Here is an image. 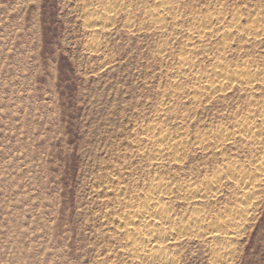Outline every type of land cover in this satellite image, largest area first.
<instances>
[{"label":"rangeland","instance_id":"obj_1","mask_svg":"<svg viewBox=\"0 0 264 264\" xmlns=\"http://www.w3.org/2000/svg\"><path fill=\"white\" fill-rule=\"evenodd\" d=\"M113 1L0 0V264H149L144 261L148 253L141 257L143 261L131 259L134 253L128 239L138 232L124 233L120 220L124 203L149 197L146 182L152 179L170 183L172 193L160 204L176 224L165 226L164 236L151 238L150 255L168 252L175 264H264V177L254 195L256 209L238 232L210 225L188 236L181 228L194 209L220 219L225 208L242 201L233 193L239 185L235 178L221 182L216 194L203 200L193 199L186 189L204 194L201 182L216 172L225 175L235 160L242 166L241 174L254 173L250 163L260 156L256 148L264 145L260 117L264 112V0H163L178 5L177 15H167L170 23L163 32L152 30L144 15L162 0H119L116 5ZM110 6L115 7L111 18L117 17L107 28L98 25L93 32L90 22ZM218 12L227 17L232 12L241 14L242 30L260 18L262 31L247 38L243 31L231 28L228 39L214 30L205 52L186 53L193 54L206 72L213 71L217 62L231 68L252 65L258 74L255 93L232 86L223 95L218 92L194 102L190 93L196 87L195 76L186 74L176 81L173 75L179 67L177 56L183 52L191 19ZM129 13L135 17L130 19ZM223 41L228 51L219 52L217 45ZM238 119L249 120L258 141L246 142L238 133L232 139L231 127ZM151 124L182 143L179 158L155 159L146 143L152 137ZM220 129L231 134V143H218ZM200 138L206 141L202 147L195 144ZM209 230L223 245L203 238ZM169 237L178 241H167ZM225 244L231 247L228 253L222 249Z\"/></svg>","mask_w":264,"mask_h":264},{"label":"bare ground","instance_id":"obj_2","mask_svg":"<svg viewBox=\"0 0 264 264\" xmlns=\"http://www.w3.org/2000/svg\"><path fill=\"white\" fill-rule=\"evenodd\" d=\"M159 1V0H157ZM161 1V0H160ZM97 2V1H96ZM117 2H119V0L117 1H113V5H116ZM175 2V1H174ZM98 3V2H97ZM156 3V2H155ZM157 5H155L156 7ZM114 7V6H113ZM112 6H110L109 8L107 7V9H105L103 11V13H101L100 11V14L99 12H97L99 15H97L96 17H94V19L90 22V27L89 28H93V32H94V28L97 27L99 25V28H100V25H102L103 27L105 26V28H107L106 26H108V24L110 25V22L112 20L115 19V17H117L116 15H113L115 16L114 18H111V12H114L112 11L113 9ZM152 7V6H151ZM149 7L147 11H143L145 12V18L148 19V21L150 22V26L153 29L157 30V31H164V28H166V24L170 23L169 21H166L168 18H167V15H171V16H174L173 14L177 15V10H178V5L176 7V4L171 5L167 2H164L162 0V2H160L159 6L158 7ZM115 8V7H114ZM118 8V7H117ZM146 9V8H145ZM114 10V9H113ZM118 10V9H117ZM116 12V10H115ZM142 12V13H144ZM121 13V12H120ZM133 13V12H131ZM130 14V13H129ZM118 15V14H117ZM131 15V16H130ZM128 16H130V19L131 17L134 18L132 16V14H130ZM229 15V14H228ZM93 16V15H92ZM126 16V17H128ZM168 16V17H169ZM170 16V17H171ZM254 16V15H253ZM144 17V16H143ZM178 17V16H177ZM225 16V14H223L222 12H218V13H214V15L212 14V16H209L207 18H203V19H195L194 21L191 19V23L187 26V30H186V34H187V39L186 41H184V46L182 47V50L183 52L181 51V53L179 54V56H177V64H178V69L177 71L175 72L174 77H184L186 74L188 75H192V76H195L196 78V87L195 88H192V96H190L192 98V101H196V100H202L201 98L202 97H206V98H210V97H215L214 95L217 94L218 92H224L226 89L228 90V88L232 87V86H236L240 89H247L248 91H252L254 89V80L255 78L258 76H256L257 73L253 72V68L251 67L252 65H244V66H238V67H234V68H231V67H228L225 65V63H221V62H217V66L213 69V71H209V72H206V70H201V68H199V65L196 63V61L194 60L195 59V56L193 54H187L186 52L187 51H191V52H194L196 53V50L199 51H202V52H205L206 51V46L208 45L207 44V41L210 43L209 41V37L211 36L212 32L214 30H217L218 33L220 32L221 34H223V36L225 38H228L227 36H231L232 35V32H231V28H235L236 31L237 29L239 31H243L247 36H256L258 34V32H260L261 30V25H260V18L254 20L252 18V21L254 23V26H253V23L250 24L252 26L248 27L247 25V29L244 28V30H242V25L240 26L239 23H240V20L241 18V14L237 13V12H232V14L230 13V16L227 17ZM258 17V16H257ZM250 18V17H248ZM92 19V17H91ZM89 19V20H91ZM144 19V18H142ZM170 19V18H169ZM171 19L175 20V19H178V18H175L172 17ZM194 19V18H193ZM146 20V19H145ZM179 20V19H178ZM177 20V21H178ZM250 21V22H251ZM114 22V21H113ZM168 22V23H166ZM173 23V21H171ZM181 22V21H180ZM263 22V21H262ZM261 22V23H262ZM129 23V22H128ZM176 23V21H175ZM178 23V22H177ZM176 23V24H177ZM189 23V22H188ZM175 24V25H176ZM227 24V26H226ZM171 25V24H170ZM173 25V24H172ZM179 25V23H178ZM263 25V24H262ZM88 26V25H87ZM86 26V27H87ZM127 26V25H126ZM130 26V25H129ZM149 26V25H148ZM181 26V25H180ZM244 25V27H246ZM264 26V25H263ZM103 27L101 29H103ZM173 27V26H172ZM88 28V29H89ZM98 28V27H97ZM131 28V27H130ZM177 28V27H176ZM242 28V29H241ZM126 29V28H125ZM182 29V27H181ZM231 29V30H230ZM104 30V29H103ZM130 30V29H129ZM98 31V30H97ZM128 31V29H127ZM162 31V32H163ZM233 31V30H232ZM262 31V30H261ZM161 32V33H162ZM174 32V31H173ZM178 32V31H177ZM216 32V31H214ZM181 33V32H179ZM240 33V32H239ZM262 33V32H261ZM259 33V34H261ZM216 34V33H215ZM238 34V33H237ZM236 34V36H237ZM235 35V34H234ZM244 35V34H243ZM241 34V36H243ZM215 36V35H214ZM216 36H219V35H216ZM221 36V35H220ZM235 36V37H236ZM262 36V35H261ZM186 37V36H185ZM212 37V36H211ZM210 37V39H211ZM233 37V36H232ZM238 37V36H237ZM260 37V36H259ZM215 38V37H214ZM222 38V37H221ZM248 38V37H247ZM257 37H255L256 39ZM229 39V38H228ZM232 39V38H231ZM243 39V38H242ZM244 40V39H243ZM251 40V39H250ZM249 40V41H250ZM247 41V40H246ZM256 42V40H254ZM253 42V41H252ZM232 45V43H231ZM228 46V43H226L225 41H223L222 43L218 44L217 45V51H222L224 50L226 47ZM233 46V45H232ZM239 46V45H238ZM233 48V47H232ZM215 49V48H214ZM228 48H226L227 50ZM165 50V49H163ZM231 50V49H230ZM167 51V49H166ZM216 51V52H217ZM228 51V50H227ZM162 53H164L162 50H161ZM161 53V54H162ZM218 53V52H217ZM207 54V53H206ZM219 54V53H218ZM194 57H193V56ZM223 56H224V53H223ZM222 57V56H221ZM220 57V58H221ZM216 58V57H215ZM224 58V57H223ZM197 59V58H196ZM176 60V59H175ZM220 60V59H219ZM223 60H226V59H223ZM214 61V60H213ZM215 63V62H214ZM213 63V64H214ZM176 64V65H177ZM216 64V63H215ZM227 64V63H226ZM228 65V64H227ZM211 69V70H212ZM174 71V70H173ZM172 74V73H171ZM188 75H186L188 77ZM190 75V76H191ZM258 75V74H257ZM191 76V77H192ZM256 76V77H255ZM256 78V80H257ZM186 79H184L185 81ZM174 81V80H172ZM176 81H177V78H176ZM180 81V80H179ZM191 81L190 79L187 80V83ZM195 82V80L193 81V83ZM175 83V82H173ZM172 83V84H173ZM177 83V82H176ZM183 83H186V82H183ZM256 83V82H255ZM179 84V83H177ZM174 85V88L175 89H179V86L178 85ZM193 85V84H192ZM180 86H182L180 84ZM259 86V85H258ZM236 87H233V88H236ZM257 87V85H256ZM181 88V87H180ZM188 88V87H187ZM259 88V87H258ZM189 89H190V86H189ZM257 89V88H256ZM187 90V89H186ZM238 90V89H237ZM182 91V90H181ZM184 91V90H183ZM188 91V90H187ZM229 91V90H228ZM245 91V90H244ZM180 92V91H179ZM185 92V91H184ZM183 92V93H184ZM247 92V91H246ZM182 93V92H181ZM180 93V94H181ZM189 93V92H188ZM249 93V92H247ZM252 93L254 94L255 92L252 91ZM251 93V94H252ZM219 94V93H218ZM178 95V94H177ZM184 95V94H183ZM223 95V93L221 94ZM219 95V96H221ZM181 96V95H180ZM218 96V95H217ZM212 97V98H213ZM187 99V97H186ZM211 99V98H210ZM189 100V99H188ZM191 101V100H190ZM167 104V103H166ZM170 104V103H169ZM168 104V105H169ZM195 104V103H193ZM171 106V105H170ZM167 107V106H166ZM174 107V106H173ZM164 108V107H162ZM168 108V107H167ZM166 108V109H167ZM161 109V108H160ZM170 109V108H168ZM263 109H264V106H263ZM172 110V109H171ZM252 110V109H251ZM257 111V110H255ZM260 111V110H259ZM262 111V110H261ZM260 111V112H261ZM263 112V111H262ZM261 112V121H262V125H264V112L262 113ZM253 113V112H252ZM256 113V112H255ZM254 113V114H255ZM159 114V113H157ZM161 114V113H160ZM160 116H165V115H160ZM259 116V115H258ZM257 116V117H258ZM184 117V116H183ZM255 117V116H254ZM252 119V118H251ZM260 119V118H259ZM183 120V119H182ZM254 120V119H253ZM257 121V120H256ZM260 121V122H261ZM158 122V121H157ZM156 123V122H155ZM234 124H232L233 126L231 127L232 130H233V137L232 139L234 138L235 134L238 133V135H240L242 140L246 141V142H253L255 141V138H256V141H258L257 139L259 138L257 136V133L254 131L255 129H252L250 125L251 123H249V120H246V119H238L237 121L233 122ZM150 124V123H149ZM255 124V123H254ZM159 125V124H158ZM157 126V125H156ZM221 126V124H220ZM218 126V128L220 127ZM225 126V125H224ZM149 127V126H148ZM161 127V125H160ZM261 127V126H260ZM221 128V127H220ZM223 128V127H222ZM255 128V127H253ZM262 128V127H261ZM150 129V130H149ZM149 131L148 133H151L152 134V137H151V140H146V143L148 144V147L150 145V147L152 148V151L154 150L155 152V156L157 158V160H160L163 156L165 155H170L172 156L175 160L178 157L179 153H181V150H182V143L180 142H177L175 139V141L171 140L170 138V133L167 132L166 129H162L161 128H158V127H155L154 124H151V127H149ZM166 130V131H165ZM218 130V129H217ZM231 130V132H232ZM262 130V129H261ZM147 131V130H146ZM224 131V130H223ZM223 131L220 129L217 133L218 135V143L220 142H224L225 141H228L231 139L230 135L228 136V134L226 135L225 133H223ZM170 132V131H169ZM147 133V134H148ZM147 134H145L147 136ZM149 135V134H148ZM172 135V134H171ZM213 135V134H212ZM216 135V134H215ZM216 135V136H217ZM237 135V136H238ZM261 135V134H260ZM259 135V136H260ZM263 135V134H262ZM151 136V135H150ZM149 136V137H150ZM258 137V138H257ZM261 137V136H260ZM264 137V136H263ZM261 137V138H263ZM138 138H141L140 136ZM137 138V139H138ZM142 138L143 135H142ZM213 138V136H212ZM215 138V137H214ZM213 138V139H214ZM201 139V138H200ZM205 139V138H204ZM212 139V140H213ZM240 139V140H241ZM141 140V139H140ZM143 140V139H142ZM209 140V139H208ZM211 140V141H212ZM238 140V139H237ZM261 140V139H260ZM144 141V140H143ZM183 141H186V140H182ZM216 141V140H215ZM263 140H261L262 142ZM142 141H140L141 143ZM188 142V141H187ZM186 142V143H187ZM206 142V141H205ZM204 140H199L197 141V144L198 147H202L203 145H205L204 143ZM217 142V141H216ZM215 142V143H216ZM235 142V141H234ZM242 142V141H241ZM145 143V144H146ZM228 143H231L230 141H228ZM233 143V142H232ZM243 144L245 142H242ZM184 144V143H183ZM194 144V143H193ZM223 144V143H222ZM218 144L217 147H222L223 145ZM264 144V143H263ZM142 145V143H141ZM188 145V144H187ZM208 145V144H207ZM222 145V146H221ZM228 146V144H226ZM242 145V144H241ZM253 145V144H252ZM254 145H257L256 142ZM143 146V149L146 147ZM212 146V145H211ZM232 146V145H230ZM244 147V145H242ZM249 146V144H248ZM251 146V145H250ZM260 147L256 150H258L260 154V156L253 160V157H252V162L250 163L251 166H253V169H254V173H252L251 171L252 170H249L248 167L247 169L249 170L250 173H252L253 175H251L249 172L248 175H244V174H241V168L242 166H240L238 164V162H234L233 163H230L228 166H227V173H224L225 175L223 174H219V173H215L213 174V176L209 177L210 179H204L203 177V181L201 182V186L204 187L206 189V192L203 193H199V192H195V190L193 189H186L187 191V194H189L193 199H197V200H203L205 199L208 194L214 196V193L216 191V189H218L219 185L221 184V182L227 180L228 181V178H231L232 180H237L239 183L238 187H233L236 191H233V193H235L236 197L240 198L242 201H240L239 204H237L236 206H234V208L232 209H227L225 208L223 210V213L221 214V218L220 219H217L215 218L214 215H212L214 218H210L209 216H206V214L208 213H203L202 211L198 210V209H192L193 211L191 213H187L188 216H187V225H183L181 226L182 228V231L184 232V234H192V233H197L198 231L200 232V228L201 227H208L210 225H217V226H223L226 230H228L229 232L231 233H236L238 232L239 230H241V228L244 226L245 224V221H247V217L251 214V212L254 211V209H256L255 207L257 206L256 204V198L254 197L255 193L257 191H259V188H260V183L264 177V145H259ZM141 147V146H140ZM149 147V148H150ZM210 147V146H209ZM212 148V147H211ZM210 148V149H211ZM246 148V147H245ZM148 149V148H147ZM217 149V148H216ZM221 149V148H220ZM223 149H225L223 147ZM221 149V150H223ZM251 149V147H250ZM145 150V149H144ZM213 150V149H212ZM252 151L254 149H251ZM249 150V151H251ZM140 151V150H139ZM146 151V150H145ZM151 151V150H149ZM220 151V150H218ZM185 152V151H184ZM255 152V151H254ZM138 153V151H137ZM141 153V152H140ZM139 153V154H140ZM221 153V152H220ZM142 154V153H141ZM151 154V153H150ZM222 154V153H221ZM252 154V153H251ZM256 154V153H254ZM144 155V154H143ZM154 155V154H153ZM160 158V159H159ZM154 159V158H153ZM151 160V159H150ZM163 160V159H162ZM156 161V160H155ZM247 161V160H246ZM154 162V160H153ZM152 162V163H153ZM249 162V160H248ZM151 163V164H152ZM160 163V162H159ZM158 163V164H159ZM249 165V163H247ZM160 165V164H159ZM162 165V164H161ZM160 165V166H161ZM164 165V164H163ZM227 165V164H226ZM249 165V166H250ZM152 166V165H151ZM155 166V165H154ZM159 166V167H160ZM244 166V165H243ZM157 167V166H156ZM163 167V166H161ZM245 167V166H244ZM152 168V167H150ZM246 170V169H245ZM247 170V171H248ZM223 173V171L221 172ZM247 173V172H246ZM245 173V174H246ZM156 179V178H155ZM194 179V178H193ZM197 179V178H196ZM195 179V180H196ZM191 181H193L192 179H190ZM200 180V179H199ZM202 180V179H201ZM231 180V181H232ZM264 180V179H263ZM164 181V180H163ZM162 180H153L150 181L149 183L146 182V190L149 194V197L146 199V200H138V201H129L127 203H124V210L125 212L122 213V216H124L121 220H120V229L121 230H124V233L125 231H127L128 233L131 232V231H135V235H136V232H138V236L137 237H129L128 239V246H130L131 250L133 251L134 253V256L131 258V259H141V257H143L145 255V253H148V257H145L144 261L146 260L147 263L149 264H175L174 260L170 257H168V252H167V255H150L149 253L154 249V240L151 239L152 237H161V236H164V230L163 228L165 226H169V227H172L174 228V225L176 224L175 221L172 220V217H170L169 215V211L164 208L163 206L165 205H161L160 204V200L161 199H165V197H167L169 195V193H172V191L170 192V187L168 185H170V183L167 182L164 183ZM225 181V182H227ZM176 182V181H175ZM186 182V181H185ZM189 183H192L190 181H188ZM194 182V181H193ZM197 182V181H195ZM200 182V181H199ZM180 183V182H179ZM177 182V184H179ZM224 183V182H223ZM263 183V181H262ZM181 184H184V183H181ZM181 184H179L181 186ZM225 184V183H224ZM228 184V183H227ZM145 185V184H144ZM178 185V186H179ZM262 185V184H261ZM264 185V184H263ZM179 186V187H180ZM184 185L181 186V188L183 187ZM195 186V185H194ZM196 186H197V183H196ZM226 186V185H225ZM231 186V185H230ZM173 187V186H172ZM193 187V186H192ZM264 187V186H263ZM195 188V187H194ZM197 188V187H196ZM172 189V188H171ZM181 190V189H179ZM184 190V189H183ZM202 190V189H201ZM200 190V192H201ZM230 190V188H229ZM228 190V191H229ZM174 191H176L173 187V193ZM224 191V190H223ZM227 191V192H228ZM262 191V190H261ZM179 192V191H178ZM146 193V191H145ZM182 193V192H181ZM219 193V192H217ZM119 194H120V191H119ZM133 194V193H132ZM179 194V193H177ZM216 194V193H215ZM137 195V193H136ZM135 195V196H136ZM147 195V194H146ZM175 195V194H174ZM209 195V196H210ZM231 195V194H230ZM234 195V196H235ZM120 195H117L116 194V197H119ZM173 196V194H172ZM184 196V195H183ZM189 196V197H190ZM125 197V196H124ZM128 197V196H127ZM132 197V196H131ZM178 197H180L178 195ZM186 197V196H185ZM190 197V198H191ZM130 199V196L128 197ZM127 198V199H128ZM145 198V197H144ZM191 198V199H192ZM210 198V197H209ZM116 199H119V198H116ZM123 199V198H122ZM125 199V198H124ZM137 199V198H136ZM140 199V198H138ZM207 199V198H206ZM237 199V198H236ZM121 200V199H120ZM171 200V199H170ZM209 200V199H208ZM216 200V199H215ZM127 201V200H126ZM187 201V200H186ZM185 202V201H184ZM192 202V201H191ZM196 202V200H195ZM212 202V201H211ZM194 203V202H193ZM197 203V202H196ZM199 203V202H198ZM202 203V202H201ZM205 203V201H204ZM189 204V203H187ZM235 204V203H233ZM166 207V206H165ZM170 208V207H169ZM168 208V209H169ZM197 208V207H196ZM171 209V208H170ZM220 209V208H219ZM173 210V209H172ZM171 211V210H170ZM222 211V210H221ZM187 212V211H186ZM205 212V210H204ZM219 212V211H218ZM171 213V212H170ZM124 214V215H123ZM174 214V213H173ZM184 214V213H183ZM186 214V215H187ZM253 214V213H252ZM251 214V215H252ZM172 215V214H171ZM209 215V213H208ZM185 216V214H184ZM183 218V216H182ZM181 218V219H182ZM120 219V218H119ZM181 219L179 221H181ZM118 220V219H116ZM176 220V219H175ZM178 220V219H177ZM184 220V218H183ZM178 221V222H179ZM117 222V221H116ZM162 225V226H159L158 224ZM182 222V221H181ZM183 223V222H182ZM180 224V223H179ZM186 224V223H185ZM119 225V222L118 224ZM116 225V226H117ZM213 226V227H214ZM168 227V228H169ZM216 227V226H215ZM180 228V230H181ZM119 229V227H118ZM205 229V228H204ZM202 229V230H204ZM210 229V228H209ZM222 229V228H221ZM116 230V229H115ZM169 230V229H168ZM179 230V231H180ZM201 230V231H202ZM206 230V229H205ZM211 230V229H210ZM207 232V231H204V232H207V233H204L202 234L203 238L205 237V240L208 239L210 241V243H215L216 245H223V241H221V238H219L217 236V234L212 230ZM120 231V230H119ZM117 232V233H120V232ZM174 231V230H173ZM178 231V230H176ZM122 232V231H121ZM222 232V231H221ZM128 233H127V236H128ZM164 233V234H163ZM167 233V232H166ZM168 233L170 234V231H168ZM180 233V232H179ZM121 234V233H120ZM133 234V233H132ZM226 234V233H225ZM228 234V233H227ZM125 235V234H124ZM131 235V234H130ZM199 235V234H198ZM238 235V233H237ZM132 236V235H131ZM167 236V235H166ZM171 236V235H170ZM177 236H180V235H177ZM189 236V235H188ZM195 236V235H194ZM224 236V235H223ZM226 236V235H225ZM230 236V235H229ZM232 236V235H231ZM234 236H236L234 234ZM232 236V237H234ZM126 237V235H125ZM185 237V235H184ZM192 237V236H191ZM196 237V236H195ZM194 237V238H195ZM201 237V235H200ZM128 238V237H127ZM170 238V237H169ZM179 238V237H178ZM190 238V237H189ZM126 238H124V241H125ZM163 239V237H162ZM166 239V238H165ZM177 238L176 237H173V238H170V239H167V241H173L175 242ZM181 240V238H179ZM224 240V238H222ZM226 239V238H225ZM228 239H231V238H228ZM157 240V238H156ZM159 240V239H158ZM183 240V239H182ZM201 240V239H199ZM204 240V239H202ZM201 240V241H202ZM165 241V240H163ZM166 241V242H167ZM178 241V239L176 240ZM231 241V240H230ZM123 242V241H122ZM161 242V241H160ZM180 242V241H179ZM203 242H206V241H203ZM158 243V241H157ZM156 243V244H157ZM164 243V242H163ZM226 243V242H224ZM123 244V243H122ZM172 244V243H171ZM177 244V243H176ZM228 244V242H227ZM225 244L224 247L222 248L223 250H225L227 253L228 251H230L231 247L230 245H227ZM124 245V244H123ZM215 245V248L217 247ZM160 245H158L159 247ZM164 246V245H163ZM166 246H167V243H166ZM170 246V244H169ZM162 247V246H161ZM210 247H212L210 245ZM219 247V246H218ZM222 247V246H221ZM124 248V247H123ZM214 248V247H213ZM157 249V248H156ZM163 249V248H162ZM161 249V251H162ZM167 249V247H166ZM212 249V248H211ZM158 250V249H157ZM214 250V249H213ZM125 251V250H124ZM128 251V250H127ZM130 251V250H129ZM212 251V250H211ZM131 252V251H130ZM163 252H164V249H163ZM166 252L164 254H166ZM213 252V251H212ZM232 252V251H231ZM128 253V252H127ZM133 253H130L131 255ZM156 253V252H155ZM214 253V252H213ZM218 253V252H216ZM220 253V252H219ZM144 254V255H143ZM215 254V253H214ZM216 255V254H215ZM220 255V254H218ZM217 256V255H216ZM230 256V255H228ZM130 257V256H129ZM216 258V257H215ZM225 258V257H224ZM223 257L221 258H218L219 260H224V261H227V259L225 258L224 259ZM142 260V259H141ZM230 260V259H229ZM140 261V260H138ZM143 261V260H142ZM223 261V262H224ZM136 262V260H135ZM215 262V261H214ZM219 262V261H218ZM141 263V261H140ZM144 263V262H143ZM145 264V263H144ZM223 264V263H222ZM228 264V263H227Z\"/></svg>","mask_w":264,"mask_h":264}]
</instances>
